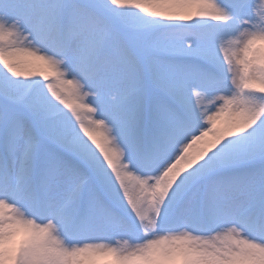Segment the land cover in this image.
Listing matches in <instances>:
<instances>
[{"label":"snow or ice","instance_id":"6c2138e0","mask_svg":"<svg viewBox=\"0 0 264 264\" xmlns=\"http://www.w3.org/2000/svg\"><path fill=\"white\" fill-rule=\"evenodd\" d=\"M0 264H264V0H0Z\"/></svg>","mask_w":264,"mask_h":264}]
</instances>
